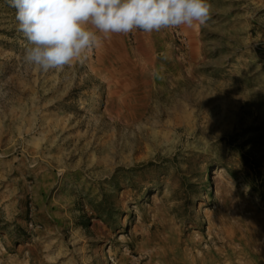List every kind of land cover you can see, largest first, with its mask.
<instances>
[{
  "label": "rangeland",
  "instance_id": "374dc122",
  "mask_svg": "<svg viewBox=\"0 0 264 264\" xmlns=\"http://www.w3.org/2000/svg\"><path fill=\"white\" fill-rule=\"evenodd\" d=\"M209 2L45 73L0 0V264H264V0Z\"/></svg>",
  "mask_w": 264,
  "mask_h": 264
},
{
  "label": "clouds",
  "instance_id": "9594fccd",
  "mask_svg": "<svg viewBox=\"0 0 264 264\" xmlns=\"http://www.w3.org/2000/svg\"><path fill=\"white\" fill-rule=\"evenodd\" d=\"M26 41L24 61L45 73L83 62L113 34L204 26L209 0H9Z\"/></svg>",
  "mask_w": 264,
  "mask_h": 264
},
{
  "label": "bare ground",
  "instance_id": "6f19581e",
  "mask_svg": "<svg viewBox=\"0 0 264 264\" xmlns=\"http://www.w3.org/2000/svg\"><path fill=\"white\" fill-rule=\"evenodd\" d=\"M125 100V98L120 97L118 99H113L110 101L109 108L113 114L121 118H126L128 116V113L126 112L127 107L125 105Z\"/></svg>",
  "mask_w": 264,
  "mask_h": 264
},
{
  "label": "crops",
  "instance_id": "0c3cea01",
  "mask_svg": "<svg viewBox=\"0 0 264 264\" xmlns=\"http://www.w3.org/2000/svg\"><path fill=\"white\" fill-rule=\"evenodd\" d=\"M147 34V33H146ZM146 34H141L139 35V38L137 39L136 41V48L139 50L140 48L144 47V46H147L148 43L151 44V39H152V36L148 33V36H146ZM149 40H147V39Z\"/></svg>",
  "mask_w": 264,
  "mask_h": 264
}]
</instances>
